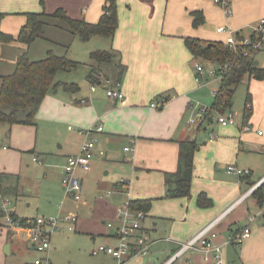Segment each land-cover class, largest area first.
<instances>
[{
	"label": "crops",
	"instance_id": "obj_1",
	"mask_svg": "<svg viewBox=\"0 0 264 264\" xmlns=\"http://www.w3.org/2000/svg\"><path fill=\"white\" fill-rule=\"evenodd\" d=\"M104 1L43 0L41 5L39 0H0V17L23 18V14L29 12L43 11L51 14L56 9H62L72 19L96 23L102 13ZM116 1L119 22L113 39L92 37L86 41L94 40L90 46V49L93 47L91 52L115 51L116 57L111 62L115 71L106 68L105 73L99 72L102 76L97 78L95 84L89 82V87L85 85L79 88L74 83L79 88L75 93H66L61 88L49 92L35 118L42 117L41 120L46 121L49 127L48 135L61 142L58 152L48 158L47 168L52 160L61 165L67 156L78 153L83 141V137L77 133L79 129L98 125L103 127L102 132L94 135L95 154L91 169L88 172H77L82 184V198L80 201L73 200L74 203H82V207L87 213H92L93 217L79 219L76 216L71 230L89 234L93 247L96 243L114 244V232L107 227L106 221L115 223L116 210L129 201L150 200L151 206L142 224V231L150 243L149 253L144 257L130 258L125 264H167L178 250L179 243L190 240L264 177V82L251 79L252 86L247 90L251 96L249 118H244L242 112L235 125L222 126L218 123L221 128L216 136L205 137L198 144L197 133L202 123L197 122V106L200 105L199 101H208L209 97H213L212 92L218 89L211 85L216 86L215 80L218 79L205 80L206 85L198 86L195 83L196 60L185 48L183 38L194 37L203 41L225 43V35L216 32L218 27L224 26H229L236 37L249 38L264 19V0H227L232 10L230 17H226L212 0ZM193 11H201L204 16V24L197 29L191 26L190 13ZM41 20L46 23L42 38L28 48L17 42L1 43L10 45H4L9 55L7 64L3 65L0 61V77L13 73L16 58L23 51L27 52V56L29 51L31 61L43 59L45 49L53 50H48L46 55L51 52L55 56L69 59V49L77 37L66 30L68 35L64 34L60 38L63 50L55 49L51 44L43 43L59 41L47 27L51 21L60 23L64 29L66 26L55 19ZM21 21L17 23L21 25ZM23 21L25 22V17ZM55 23L50 24L57 27L58 24ZM21 26L16 30L0 27V32L15 36ZM255 62L263 68L258 61ZM120 63L126 67L119 81L124 99L116 102L106 97L105 89L117 81ZM61 73L64 72L58 74ZM218 82L220 84L219 80ZM98 85H103L102 90L95 87L91 91L92 86ZM164 94H169L170 99L164 104L159 103L158 99L156 107L152 108L150 104L158 96L164 97ZM23 116L24 114L21 118ZM190 119L195 122L188 124ZM206 119L212 122L209 116ZM63 125H67L66 130L72 133L71 137L64 135L62 139L63 135L58 127ZM68 127L72 129L69 130ZM10 135L9 141L13 145V135ZM131 140L134 141L133 151H124ZM180 141H195L199 147L194 157L191 193L188 198H166L164 175L176 170ZM34 147L29 150L33 157L37 158L46 152L39 149L34 154ZM14 149L15 151L10 152H6L4 146L1 149L6 153L8 162L14 159L18 162L15 167L0 169V192L2 191L3 197L17 201V171L22 151L20 148ZM229 165L249 170L250 175L238 177L227 174L225 170ZM99 169L102 171V179L98 180L99 188L104 193L107 192L106 197H111L112 202L102 201L96 203L95 207V204L91 206L87 200L86 186L92 182V177L98 174ZM44 172V176L61 180V171L58 169L53 172L45 169ZM10 176L15 177V180H6ZM200 193L210 199L209 208L201 209L196 205ZM258 196L251 194L245 198L215 228L217 235L214 243L221 245L225 264H264V197L259 205ZM117 203H120V207ZM41 213L47 214L45 211ZM34 216L40 215L35 213ZM15 217H18L16 212ZM245 227L249 228L250 236L238 247L229 245L227 241L231 233ZM66 230L71 231L69 225ZM11 248L12 245L7 244L6 252L9 253ZM28 248L34 252L30 244ZM95 257H100L97 264H117L108 255ZM169 264H214V259L212 255L204 256L198 250H189Z\"/></svg>",
	"mask_w": 264,
	"mask_h": 264
},
{
	"label": "trees",
	"instance_id": "obj_2",
	"mask_svg": "<svg viewBox=\"0 0 264 264\" xmlns=\"http://www.w3.org/2000/svg\"><path fill=\"white\" fill-rule=\"evenodd\" d=\"M39 2L41 5L43 4V0H39ZM23 16L25 22L15 36L0 32V44L17 42L28 48L37 39L42 38L46 23L39 18L55 19L62 22L70 35L83 42L92 37L113 39L119 22L116 0L104 1L102 13L96 23H88L83 19H72L62 9H56L51 14L41 11L40 13H25ZM190 16L192 28L197 29L204 24V16L201 11H193ZM237 38L239 37L235 36L237 41L235 46H229L220 41H203L194 37L183 38V44L194 60L215 63L217 75L221 73L220 86L217 95L214 97L212 110L216 109L223 112L230 108L234 93L245 78L264 82V68L254 66L256 55L259 52L258 48H253V45H256L254 33L249 37L248 45H241L242 38L238 40ZM89 57L98 65L109 64L115 59L116 53L112 50L93 51ZM77 66L78 63L65 56H55L51 52H48L45 58L38 61L29 60L26 51L20 53L16 58L13 73L0 77V123L9 126L17 124L35 126V115L49 92H55L59 88L66 93H75L79 90L74 83L55 82V77L59 72L69 73L75 70ZM118 69V79L114 83L119 84L126 67L120 63ZM98 74L99 72L96 70H90L86 78L95 83ZM158 99L163 100L161 104H164L170 99V95L158 96L154 102ZM250 111L251 96L247 91L244 99L243 117L249 118ZM22 114H24L23 118H21ZM178 145L176 170L164 175L166 198L183 199L188 198L191 193L194 157L199 147L195 141H180ZM263 191L264 187L261 185L253 192V195H259V205L262 204ZM128 205L133 211L146 213L150 209L151 201H129ZM196 205L201 209L209 208L211 201L204 193H200L197 196ZM1 216L0 213V218Z\"/></svg>",
	"mask_w": 264,
	"mask_h": 264
},
{
	"label": "rangeland",
	"instance_id": "obj_3",
	"mask_svg": "<svg viewBox=\"0 0 264 264\" xmlns=\"http://www.w3.org/2000/svg\"><path fill=\"white\" fill-rule=\"evenodd\" d=\"M1 13L2 11H0V14ZM23 19L24 17L19 18L18 16H1L0 27L6 30H12L14 28L16 30V28L24 23ZM19 20H22L21 25L20 23H17ZM39 20L41 19L39 18ZM53 22L55 23V21H51L50 23ZM50 23L47 29L50 30L51 33H54V35L59 38V41H53L52 43L43 41V43L51 44L53 48L63 50V43L61 42L60 38L68 32L60 25V23H55L58 24L57 27L51 25ZM238 39L239 38H237V40ZM93 41L94 40H90L89 42L85 43L77 38L74 40L70 49L68 47V56L69 60L78 63V66L75 70L69 73L58 74L55 78L56 82H73L76 83L79 88H83L85 85L89 87L88 84L90 81L86 79L88 70L104 72L107 68L110 71H115L113 63H104L98 65L96 62L90 59L89 52H91L93 48L92 47L90 49V46H92V43H94ZM254 43L258 45L259 50L258 54L256 55V61H258L259 64L264 68V36L254 33ZM4 45L10 44L0 45V61H2L3 65L7 64V58L9 55V51L6 50L7 48H4ZM48 50L53 51L52 49H45L43 55L44 57L46 56V52ZM39 51H41V49ZM34 53L37 54L36 52ZM28 58L30 59L29 51ZM195 64L200 65L205 70V77L208 81L215 80V78L209 74L210 71L216 70L215 63L196 60L194 65ZM99 76L101 77L102 73L98 75V78ZM218 80H215L216 86L211 85L212 88L218 89L220 86ZM102 82L104 83L103 78ZM250 85L252 86V80L250 81L248 78H245L243 82L237 87L232 98L231 107L227 108L222 113L224 117L231 114L237 123V119L243 112L242 110L244 107L245 95L247 90H250ZM95 87L102 90L103 85H98ZM207 100L208 101H199V104L200 106L208 107L210 109L209 117L212 118V122H208L207 119L202 120L201 129L197 133L198 144H200L201 140L205 137L209 138L211 136H216L217 131L221 128L217 123L219 112L211 109L213 97H209ZM41 118L42 117L38 116V118L34 119L35 126L17 124L10 128L8 124L0 123V169L3 167L10 168V166L15 167L17 166L18 162L16 159L8 162L5 156L6 153H3L1 150L3 146L7 149L6 152L15 151L14 148H20L22 151L20 153L21 161L19 162V170L17 171L19 196L16 197L17 201H15L14 198H10V207H14L16 215L19 218H30L32 215L34 216L35 213H38L40 216L37 217L44 216L46 218L58 219L59 230L51 235V248L48 252L50 261L49 264H97L100 257H93L90 255V251L93 248L91 236L84 232H75L72 230L68 232L66 229L69 224L65 221V218L71 214L78 216L79 219H90L93 217V214L87 213V210L82 207V203H74L71 197L66 196L65 189L61 184V180H54L49 176H44L45 169L48 172H53L57 169L61 171V167L64 163H61L60 165L59 162L52 160L50 162V166L47 168L49 163L48 158L53 157V155L58 152L61 142L57 141L53 136L50 137L48 135L49 127H47L46 121L41 120ZM66 128L67 125L58 127V130L63 135L62 139H64V135L68 137L72 136V133H68ZM11 133L13 135V145L9 141ZM33 147L35 148L34 154H36L39 149L46 150V152L42 153V155L37 156V159L42 162V165L32 162L33 153L29 150ZM101 172L102 171L99 169L98 174L92 177V182L86 186L88 196L87 200L91 206L95 204V207L96 203L102 201L112 202L111 197H106L107 192L104 193L103 189L99 188L98 180L100 178L102 179ZM6 180L14 181L15 177L10 176ZM82 194L84 196V193ZM119 204L117 205L118 207H120ZM42 211L47 212V214L44 213L45 215H41ZM106 222L111 223L108 220ZM95 239H97V237ZM7 244L12 245V250L9 253H5V246ZM28 244L29 243L25 238V233L22 231H15L14 234L9 232L7 228L3 227L2 220L0 218V264H33L37 258L43 257L42 254L30 250L28 248Z\"/></svg>",
	"mask_w": 264,
	"mask_h": 264
},
{
	"label": "built area",
	"instance_id": "obj_4",
	"mask_svg": "<svg viewBox=\"0 0 264 264\" xmlns=\"http://www.w3.org/2000/svg\"><path fill=\"white\" fill-rule=\"evenodd\" d=\"M213 2L223 11L226 17L232 15L229 2L227 0H213ZM264 19L259 22V25L255 29L254 33L264 36ZM218 34L225 35V44L229 46L237 45L233 30L229 26L218 27L216 29ZM241 45H248L249 38H244L240 42ZM253 48H258V45H253ZM209 74L220 80L221 73L217 75L216 70L210 71ZM206 72L200 65H195V83L200 85H206L204 82L207 80ZM105 83L109 84L108 80ZM95 86L91 87V91H94ZM105 94L108 99L113 101H122L124 95L119 89V84H110L105 89ZM217 91L212 92V96L215 97ZM160 100L159 103H162ZM152 108L156 107L155 102L151 103ZM197 122L201 123L203 119H206L210 115V109L204 106H197ZM194 119H190L188 124H193ZM217 123L222 126L235 125L234 117L229 114L224 117L219 114ZM71 130V127H68ZM103 131L102 126L90 127L87 129H79L77 133L83 137V141L79 148L78 153L69 155L65 158V162L61 167V184L65 189L66 196L71 197L74 201H80L82 184L77 172H88L91 169V162L95 154V137L94 135ZM134 141L131 140L124 151H133ZM102 154V153H100ZM33 162L41 164L36 157H33ZM227 174H233L238 177H248L250 175L249 170H241L233 165L226 167ZM264 184V177L254 183L248 191H246L233 205L227 209L222 215L218 216L214 220L210 221L197 234H195L190 240L179 243V248L175 254L169 259L167 264L174 261L179 256L183 255L189 250H198L203 253L204 256L212 255L214 264H225L222 258V247L219 244L214 243L216 238L215 228L220 220L231 211L237 204L249 197L253 192ZM109 195V193H108ZM10 199L2 196L0 192V213L2 225L7 228L9 232L15 233V231H22L25 233V238L34 251L42 254L43 257L37 258L33 264H49L48 252L51 248V235L59 230L58 219L42 217L32 218H18L15 217L14 207H10ZM146 218V213L143 211H133L129 208L128 203L120 207L117 210L115 223H107V227L112 229L115 239L114 244H98L90 251V255L95 257L98 255H108L114 258L117 264H125L127 260L133 257H144L148 255L150 243L147 240L144 232L142 231V224ZM77 217L75 215H68L65 221L69 224V230L73 228ZM251 220V219H249ZM250 236L249 228L245 227L241 230L231 233L227 243L234 247H238L243 240Z\"/></svg>",
	"mask_w": 264,
	"mask_h": 264
},
{
	"label": "water",
	"instance_id": "obj_5",
	"mask_svg": "<svg viewBox=\"0 0 264 264\" xmlns=\"http://www.w3.org/2000/svg\"><path fill=\"white\" fill-rule=\"evenodd\" d=\"M258 65V63L257 62H254V66H257ZM5 253H7L6 251H5Z\"/></svg>",
	"mask_w": 264,
	"mask_h": 264
}]
</instances>
